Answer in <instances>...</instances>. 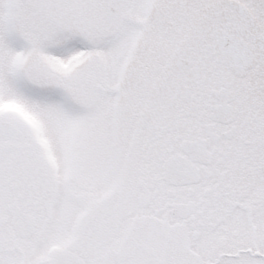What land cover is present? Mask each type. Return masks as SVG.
Instances as JSON below:
<instances>
[{"label": "snow or ice", "instance_id": "6c2138e0", "mask_svg": "<svg viewBox=\"0 0 264 264\" xmlns=\"http://www.w3.org/2000/svg\"><path fill=\"white\" fill-rule=\"evenodd\" d=\"M0 264H264V0H0Z\"/></svg>", "mask_w": 264, "mask_h": 264}]
</instances>
